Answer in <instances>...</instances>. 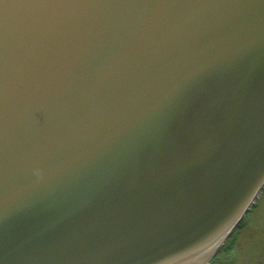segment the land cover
<instances>
[{
	"label": "water",
	"instance_id": "water-1",
	"mask_svg": "<svg viewBox=\"0 0 264 264\" xmlns=\"http://www.w3.org/2000/svg\"><path fill=\"white\" fill-rule=\"evenodd\" d=\"M7 11L0 264H207L264 188V3Z\"/></svg>",
	"mask_w": 264,
	"mask_h": 264
},
{
	"label": "rangeland",
	"instance_id": "rangeland-1",
	"mask_svg": "<svg viewBox=\"0 0 264 264\" xmlns=\"http://www.w3.org/2000/svg\"><path fill=\"white\" fill-rule=\"evenodd\" d=\"M229 243L210 264H264V192Z\"/></svg>",
	"mask_w": 264,
	"mask_h": 264
},
{
	"label": "snow or ice",
	"instance_id": "snow-or-ice-1",
	"mask_svg": "<svg viewBox=\"0 0 264 264\" xmlns=\"http://www.w3.org/2000/svg\"><path fill=\"white\" fill-rule=\"evenodd\" d=\"M61 2V0H0V4L3 5L4 11L0 14V39H4L7 36L9 26L8 9H24L37 5H48ZM264 3V0H261ZM6 89H7V70L5 67L0 70V108L6 105Z\"/></svg>",
	"mask_w": 264,
	"mask_h": 264
}]
</instances>
